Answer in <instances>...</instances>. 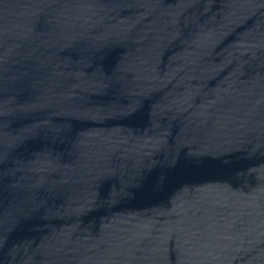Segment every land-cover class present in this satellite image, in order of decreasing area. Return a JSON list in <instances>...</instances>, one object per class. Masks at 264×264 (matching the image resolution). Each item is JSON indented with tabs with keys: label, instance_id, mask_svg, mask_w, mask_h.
Segmentation results:
<instances>
[{
	"label": "water",
	"instance_id": "water-1",
	"mask_svg": "<svg viewBox=\"0 0 264 264\" xmlns=\"http://www.w3.org/2000/svg\"><path fill=\"white\" fill-rule=\"evenodd\" d=\"M0 264H264V0H0Z\"/></svg>",
	"mask_w": 264,
	"mask_h": 264
}]
</instances>
